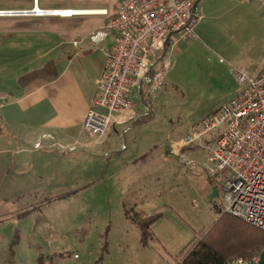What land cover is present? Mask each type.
I'll list each match as a JSON object with an SVG mask.
<instances>
[{"label": "rangeland", "instance_id": "obj_1", "mask_svg": "<svg viewBox=\"0 0 264 264\" xmlns=\"http://www.w3.org/2000/svg\"><path fill=\"white\" fill-rule=\"evenodd\" d=\"M34 1L0 0V9L30 8ZM119 1L37 0L45 9L105 12L69 19L0 18V96L15 94L18 78L50 59L75 68L82 83L92 65L100 66L101 49L114 40L110 36L108 44H90L84 52L73 51L70 42L106 26ZM198 4L202 19L196 37L169 48L156 68L165 64L163 89L143 86L144 102L132 90L136 113L147 115L151 107L152 120L137 123L126 138V126L117 128L116 148L124 152L117 163L105 158L89 162L90 151L82 147L48 151L40 139L48 131L30 132V141H21L12 135L21 134L18 128L2 122L8 108L0 109V264H176L215 228L224 203L220 182L214 185L217 195L210 196L205 153L174 154L171 145L237 96L234 73L255 76L261 70L264 0ZM147 152L138 171L125 163L120 168L132 153ZM130 174L134 183L122 179ZM135 211L162 213L145 247L129 218Z\"/></svg>", "mask_w": 264, "mask_h": 264}, {"label": "built area", "instance_id": "obj_2", "mask_svg": "<svg viewBox=\"0 0 264 264\" xmlns=\"http://www.w3.org/2000/svg\"><path fill=\"white\" fill-rule=\"evenodd\" d=\"M198 3L120 0L106 26L86 36L93 45L110 36L114 40L105 52L103 73L83 122L96 141L104 139L114 124L125 125L134 118L133 89H163L165 64L160 70L156 68L169 48L196 37L195 29L202 19ZM81 13L68 8H41L35 0L30 8L0 9V18L69 19ZM79 44L81 40L72 41L74 47ZM234 75L240 86L237 96L202 119L200 129L175 142L173 148L177 153L190 146L208 150L203 169L214 183L220 182L224 207L219 213L264 232V64L255 76L244 71ZM5 100L0 97V107ZM258 261L239 259L231 264Z\"/></svg>", "mask_w": 264, "mask_h": 264}, {"label": "crops", "instance_id": "obj_3", "mask_svg": "<svg viewBox=\"0 0 264 264\" xmlns=\"http://www.w3.org/2000/svg\"><path fill=\"white\" fill-rule=\"evenodd\" d=\"M92 31L94 30H91L88 34H84V32L83 34L80 33L79 36L81 37L79 39H72L70 42L72 50L76 51L77 49H81L82 52L88 50V46H91V43H89V41L86 39V36ZM108 39L109 37L99 44H108ZM74 40H81V44H79L77 47H74L72 45V41ZM111 46L112 44L101 49L100 66L98 65L99 67H94L92 65L93 72L95 73L92 72L87 79L82 81V83H80L77 79L79 72L74 70L75 68L71 69L68 64L65 65L63 62H57L53 59L50 60L54 62L57 71V77L54 80L47 81L43 79H36L32 82H29L25 86H20L17 81L18 87L14 89L15 94L10 92L7 95H3V97H6L7 104L0 107V109L8 108V111H3L8 116L7 118L2 117V122L6 125H8L7 123L12 124V126L18 128L19 132L21 133L17 134L13 132V137H17L21 141H30V132L34 131L37 133L41 131H48V133L42 134L40 136L41 142L48 151L55 150L57 147H59L62 151L67 150L69 152H78V147H82L90 151V154H88L90 158L89 162H97L99 159L105 158L107 159L108 163H117V158H121L124 155V152L118 151L116 148V143L119 141L117 137L120 136V130L118 131L117 128L126 126V129L129 130L127 134H125L126 138V135L128 136L130 131H133L137 127L135 122L144 116H140V114L136 113L135 105L133 104V112L135 115L134 118L125 125L114 124L106 137L100 141H96V138L92 137L83 127L85 115L87 111L92 108V100L96 95V84L103 73L105 52H108ZM170 50L165 52L164 55L169 53ZM164 55H162L163 58L165 57ZM91 63L94 64L95 59H91ZM44 64H41L39 68H41ZM137 91L138 94L136 95L135 99L140 97L142 100L144 93L143 89H137ZM98 110L106 112L100 108H98ZM128 125H130L131 128ZM6 129H9V126H7ZM194 130L195 129H192L191 133ZM111 134H114L113 136L115 137L113 138H115V142L111 138ZM21 145L23 147L22 143ZM173 145H171L172 148ZM127 149L128 147L126 150ZM176 150V148H173L172 153L178 154ZM185 151L196 154H199L203 151L205 153V155H203V161L206 160L209 155L208 150L199 148L197 146L185 147L181 149L180 152L183 153ZM148 157L149 152L142 155L132 153L131 156L127 158V162H120V168L125 163L123 166L126 165V167L137 170L135 167L144 161L146 162ZM122 179H124L126 183H134L133 176L131 174L123 177ZM136 183H138V180ZM206 183L214 182L209 177H206ZM213 187L215 186L210 185V195L212 193Z\"/></svg>", "mask_w": 264, "mask_h": 264}, {"label": "trees", "instance_id": "obj_4", "mask_svg": "<svg viewBox=\"0 0 264 264\" xmlns=\"http://www.w3.org/2000/svg\"><path fill=\"white\" fill-rule=\"evenodd\" d=\"M56 77L55 64L50 60L41 68L20 76L17 81L20 86H25L36 79L51 81ZM151 120L152 111L149 107L147 115L137 120L135 124ZM161 217L162 213L143 216L136 211L130 215V220L139 229L140 243L143 247L148 245L151 238V226ZM214 227L207 231L192 248L186 250L176 264H231L236 259H258L264 251V232L247 226L235 217L220 212Z\"/></svg>", "mask_w": 264, "mask_h": 264}, {"label": "bare ground", "instance_id": "obj_5", "mask_svg": "<svg viewBox=\"0 0 264 264\" xmlns=\"http://www.w3.org/2000/svg\"><path fill=\"white\" fill-rule=\"evenodd\" d=\"M75 11H81V14H85V15H97V14H102L104 13L101 10H75Z\"/></svg>", "mask_w": 264, "mask_h": 264}, {"label": "water", "instance_id": "obj_6", "mask_svg": "<svg viewBox=\"0 0 264 264\" xmlns=\"http://www.w3.org/2000/svg\"><path fill=\"white\" fill-rule=\"evenodd\" d=\"M216 188L213 187L212 188V193H211V197H215L216 196ZM258 264H264V251H262L260 257H259V261H258Z\"/></svg>", "mask_w": 264, "mask_h": 264}]
</instances>
